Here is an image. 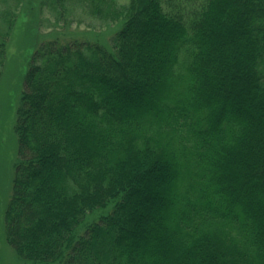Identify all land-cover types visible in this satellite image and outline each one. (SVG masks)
Wrapping results in <instances>:
<instances>
[{
    "label": "trees",
    "instance_id": "16d2710c",
    "mask_svg": "<svg viewBox=\"0 0 264 264\" xmlns=\"http://www.w3.org/2000/svg\"><path fill=\"white\" fill-rule=\"evenodd\" d=\"M89 2L121 26L37 45L8 243L39 264H264V0Z\"/></svg>",
    "mask_w": 264,
    "mask_h": 264
},
{
    "label": "rangeland",
    "instance_id": "374dc122",
    "mask_svg": "<svg viewBox=\"0 0 264 264\" xmlns=\"http://www.w3.org/2000/svg\"><path fill=\"white\" fill-rule=\"evenodd\" d=\"M127 1L114 0L120 8ZM9 2L0 0V11L9 8ZM67 5L64 10L52 7L50 0H20L17 6L11 7L16 22L7 41L0 79V264H39L21 258L8 243L4 217L19 160L15 131L17 109L25 74L37 45L54 38L86 39L110 45L111 37L121 26V19L108 22L93 14L89 0L68 1Z\"/></svg>",
    "mask_w": 264,
    "mask_h": 264
}]
</instances>
